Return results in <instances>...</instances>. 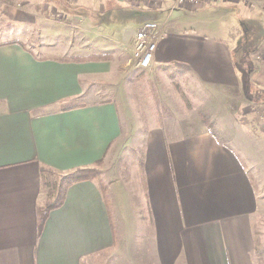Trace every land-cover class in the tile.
<instances>
[{
  "label": "crops",
  "instance_id": "obj_1",
  "mask_svg": "<svg viewBox=\"0 0 264 264\" xmlns=\"http://www.w3.org/2000/svg\"><path fill=\"white\" fill-rule=\"evenodd\" d=\"M32 3L40 17L57 12L63 25L81 34L66 41L63 53L0 41V264H99L89 259L111 248L123 249L127 264H264V230L254 229L264 223V188L251 178V171H264V147L253 159L243 143L207 128L183 134H169L159 123L146 128L133 169L136 201L123 206L126 218L121 178L106 179L108 201L95 181L82 180L66 188L40 225L37 212L44 198L41 166L66 171L105 162L120 143L123 118L115 98H84L90 81L119 80L120 72L112 71V59H81L88 55L81 51L87 48L82 33L156 20L163 35L152 65L172 63L198 79L239 87L244 97L253 90L264 99V59L253 55L264 37V15L240 0ZM197 31L205 55L172 56L171 38ZM185 47L179 42L180 50ZM68 102L73 106L62 107ZM123 223L134 233L121 235ZM121 239L130 246L121 248Z\"/></svg>",
  "mask_w": 264,
  "mask_h": 264
},
{
  "label": "rangeland",
  "instance_id": "obj_2",
  "mask_svg": "<svg viewBox=\"0 0 264 264\" xmlns=\"http://www.w3.org/2000/svg\"><path fill=\"white\" fill-rule=\"evenodd\" d=\"M4 2L0 0V41L13 43L20 40L39 53L42 51L63 53L69 50L67 46L69 38L71 41L74 35L81 34L75 27L63 25L57 12L49 19L40 17L32 5V0L25 5L22 0H13L11 5L7 6L5 5L8 3ZM262 3L264 8V1ZM249 9L264 15L261 9L252 7ZM115 18L119 19V17ZM123 25V23L105 24L103 27H96L98 32L82 33L87 39V42L83 41L87 44V48L83 47L81 51L87 50L89 56H104V59H112V71L120 72L119 80L90 81L84 98L93 101L110 96L115 98L122 113L123 129L120 143H117L113 151H109L107 160L101 164L99 170L101 177L102 172L106 176L104 184L106 179L113 181L121 178V183L126 186L125 198L120 197V209L122 216L126 218L129 216V209L123 210V206H126V201L127 203L136 201L133 182L135 174L138 176V171L134 170V173L133 169L139 167L138 155L141 153V142L146 128L157 123L164 124L169 134L189 133L197 126L207 128L223 136V139L229 137L232 143L235 141L243 143L245 150L251 152L250 157L254 159L257 156L256 150L264 147V99L253 90L244 97L243 89L240 91L239 87H221L213 83L209 77L204 80L198 79L190 75L188 70L172 63L160 67L152 65L153 62L146 68L136 66L130 59L131 53L126 45L135 32L137 23L133 21L127 26L123 27ZM184 33L182 39L171 38L173 39L172 56L184 55L194 58L204 56L208 48L202 49L204 53L199 50L202 46L200 40L203 39L200 37L201 34L198 31L194 35L190 32ZM40 35L42 39H39ZM117 39L126 41L125 43L115 41ZM179 42L186 47L180 50ZM263 46L264 37L253 54L255 60L264 59L261 51ZM75 49H73L74 53L81 52L80 49ZM251 173L255 185L264 188V171H251ZM115 194V196L120 195L118 191ZM262 218L264 219V208L260 215L261 221ZM260 226L264 230V223H259L254 225L255 231ZM131 228L123 223L121 235L128 236V233H134ZM128 240L119 241L121 248L130 246ZM128 259L123 249L111 248L100 253L99 256L91 257L89 262L127 264Z\"/></svg>",
  "mask_w": 264,
  "mask_h": 264
},
{
  "label": "trees",
  "instance_id": "obj_3",
  "mask_svg": "<svg viewBox=\"0 0 264 264\" xmlns=\"http://www.w3.org/2000/svg\"><path fill=\"white\" fill-rule=\"evenodd\" d=\"M83 60H103V57L99 56H82ZM71 103V102H70ZM68 104L62 107H71L73 104ZM102 160H97L93 165L77 166L66 171H60L57 169H52L50 167L41 166L40 167V178H41V188L44 198L40 201L37 206L38 212V225H40L47 215V211L58 206L65 195L66 188L74 182L82 180H93L95 184L98 185L100 192L104 199L108 201V189L107 186L102 183V177L100 176L101 171L99 170L102 164Z\"/></svg>",
  "mask_w": 264,
  "mask_h": 264
},
{
  "label": "built area",
  "instance_id": "obj_4",
  "mask_svg": "<svg viewBox=\"0 0 264 264\" xmlns=\"http://www.w3.org/2000/svg\"><path fill=\"white\" fill-rule=\"evenodd\" d=\"M198 0H174V5L185 2L196 3ZM247 6L254 9L264 11V0H240ZM162 36V25L156 20H145L141 22L135 29L131 41L126 45L129 49L130 59L140 68L149 67L153 59V51H155L159 37ZM264 55V46L262 47ZM261 55H259L260 58ZM262 58V57H261ZM264 58V57H263Z\"/></svg>",
  "mask_w": 264,
  "mask_h": 264
}]
</instances>
